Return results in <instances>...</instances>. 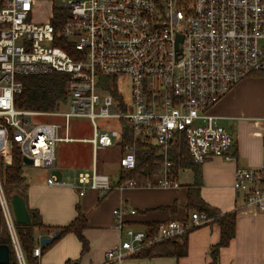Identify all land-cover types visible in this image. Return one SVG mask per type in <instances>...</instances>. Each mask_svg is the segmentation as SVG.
<instances>
[{
  "label": "built area",
  "instance_id": "1",
  "mask_svg": "<svg viewBox=\"0 0 264 264\" xmlns=\"http://www.w3.org/2000/svg\"><path fill=\"white\" fill-rule=\"evenodd\" d=\"M51 72L67 74L68 109L16 108L14 98L23 89L20 77ZM261 77L264 0H3L0 157L6 162L14 144L21 160L47 168L60 141L77 140L90 143L94 156L100 148L119 146V166L131 170L136 146L125 138L129 128L133 139L157 146L164 157L168 147L182 142L197 164L215 157L230 160L235 138L212 109L242 80ZM105 78L117 81L120 100L103 88ZM73 117L90 121V137L70 136ZM109 120L116 127H108ZM258 121L264 146V118ZM169 166L165 159L162 176L147 185L178 187L177 178L167 176ZM46 183L74 188L79 196L88 190L104 196L114 188L95 164L79 172L76 181L51 175ZM132 186L127 181L115 187ZM232 187L242 199L241 209L264 212V156L258 165L237 166ZM136 213L124 206L113 210L120 237L105 251V263H118L160 241L180 240L192 228L213 222L205 212L192 211L185 220L135 229L124 217ZM0 214L16 263L28 264L1 177ZM40 255L41 247L35 246L32 256Z\"/></svg>",
  "mask_w": 264,
  "mask_h": 264
},
{
  "label": "crops",
  "instance_id": "2",
  "mask_svg": "<svg viewBox=\"0 0 264 264\" xmlns=\"http://www.w3.org/2000/svg\"><path fill=\"white\" fill-rule=\"evenodd\" d=\"M212 113L235 138L231 151L233 159L215 157L200 164L199 192L202 200L221 213L236 212L234 237L220 248L217 264H264V212L241 209L242 199L232 187L237 166L258 165L264 156L263 142L258 135L259 126L254 125L255 116H252L256 114L257 119L264 118V77L239 82L213 107ZM69 142L83 143L77 140L60 141L51 167L30 165L31 168H25L27 164L22 161L25 179L22 185L26 205L39 213L44 225L53 227L35 228L36 246H40L41 238L52 235L56 228L74 220L77 209H80L86 219L82 235L88 243V250L81 254L80 240L73 232H68L46 245L48 247L36 259L38 264H65L68 260L77 264H211L210 249L220 236L215 222L202 224L188 232L186 254L183 256H129L118 263H105V251L120 237L113 210L119 206L135 209L136 214L124 217L126 225L135 229H151L162 221L188 219L192 211H197L188 207L187 201L194 172L188 167L179 169L176 177L179 186L176 188L149 185L116 188L120 170L118 160L122 153L119 146L100 148L94 156L90 143L72 147ZM116 148L120 151L117 161L100 157L101 153L113 152ZM10 161L11 157H8L6 163ZM93 164L99 172L109 175L114 186L104 196L95 190H88L79 196L74 188L46 183L51 175L67 182L76 181L77 174L90 170ZM2 227L0 214V239L6 237Z\"/></svg>",
  "mask_w": 264,
  "mask_h": 264
},
{
  "label": "trees",
  "instance_id": "3",
  "mask_svg": "<svg viewBox=\"0 0 264 264\" xmlns=\"http://www.w3.org/2000/svg\"><path fill=\"white\" fill-rule=\"evenodd\" d=\"M3 5V0H0V7ZM23 83L22 91L14 98L15 107L24 110H40L51 111L59 108L67 102V74L61 72H51L44 75H31L20 77ZM106 85L103 87L112 94L115 100H120L118 91V83L114 79H106ZM125 138L129 142L135 141L136 146V164L131 170H119V183L133 181L136 186H146L147 183L155 181L162 176L161 166L165 159L170 161V166L167 176L176 178L179 169L190 168L194 172L193 185L188 187L187 201L188 207L199 212H205L212 217V221L217 223L220 230L219 241L210 249L211 264H217L220 248L226 246L235 234V220L236 212L221 213L215 208L206 204L200 197L199 188L201 185V165L192 161L189 157L185 145L177 143L167 148L166 157L160 153L159 148L152 144H147L142 140L133 139L131 130L125 129ZM23 164L21 160V153L18 147L14 144L12 146L11 161L6 163L0 157V177L2 184L11 197L13 194H20L24 201V176ZM26 203V202H25ZM30 214V221L28 223H16L18 238L26 257L28 264H36V258L32 256V250L36 246V239L34 236L35 228H53L43 224L39 213L36 210L30 209L26 205ZM2 220V217H1ZM3 223V220H2ZM86 226L85 215L77 209V215L69 224L56 228L60 234L63 235L68 232H73L81 242V254L88 250V243L82 235V230ZM53 229V230H56ZM1 231L6 237L0 239L1 243H6L10 247V239L7 229L3 223ZM186 236L180 240L171 239L160 241L152 244L139 252L137 257H155V256H183L186 254ZM48 246L41 248L45 250ZM9 264H17L14 254L10 253ZM65 264L71 263L69 260Z\"/></svg>",
  "mask_w": 264,
  "mask_h": 264
},
{
  "label": "rangeland",
  "instance_id": "4",
  "mask_svg": "<svg viewBox=\"0 0 264 264\" xmlns=\"http://www.w3.org/2000/svg\"><path fill=\"white\" fill-rule=\"evenodd\" d=\"M123 91H124V94L127 95L129 92V89L127 88ZM67 109H68L67 104H64L60 107L61 111H66ZM252 116H255L254 120H253L254 125L256 127H258L260 124V122L258 121L259 119H257L258 115L255 114ZM252 116H250V117H252ZM42 121H45V119L44 118L43 119H33V122H35V123L42 122ZM58 121L61 122L60 120H58ZM97 123L98 124H101V123L104 124L106 122H104L103 120H97ZM107 125L110 128L116 127V121L109 120L107 122ZM69 134L72 137H78V138L90 137L92 135V127H91L90 121L85 117H73V118H71L69 121ZM68 144L71 145L72 147L79 146V145H87L86 142L85 143L84 142L83 143L82 142H69ZM119 155H120L119 148H116V150H113V152L109 151V152L101 153L100 157H109L110 160L117 161ZM31 167L32 166H30V165L25 166V168H31Z\"/></svg>",
  "mask_w": 264,
  "mask_h": 264
},
{
  "label": "water",
  "instance_id": "5",
  "mask_svg": "<svg viewBox=\"0 0 264 264\" xmlns=\"http://www.w3.org/2000/svg\"><path fill=\"white\" fill-rule=\"evenodd\" d=\"M22 161L24 164L30 165L32 161L26 157H22ZM10 204L13 210L14 218L16 223H28L30 221V214L26 207V203L23 197L15 193L10 197ZM60 232L58 230L54 231V233L48 237H43L40 239V247H45L52 241H54ZM10 260V247L8 244L0 243V264H7Z\"/></svg>",
  "mask_w": 264,
  "mask_h": 264
}]
</instances>
